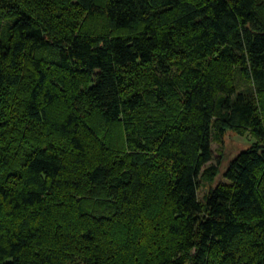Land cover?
<instances>
[{
	"label": "trees",
	"instance_id": "16d2710c",
	"mask_svg": "<svg viewBox=\"0 0 264 264\" xmlns=\"http://www.w3.org/2000/svg\"><path fill=\"white\" fill-rule=\"evenodd\" d=\"M0 264H264V0H0Z\"/></svg>",
	"mask_w": 264,
	"mask_h": 264
},
{
	"label": "rangeland",
	"instance_id": "374dc122",
	"mask_svg": "<svg viewBox=\"0 0 264 264\" xmlns=\"http://www.w3.org/2000/svg\"><path fill=\"white\" fill-rule=\"evenodd\" d=\"M250 144V139L245 136L238 135L233 131H227L221 141L213 139L211 148L213 152V160L208 162L207 165L217 164L219 166V174L212 182L200 180V188L198 191L199 198L212 186L217 183L227 182L223 176L229 161L242 149Z\"/></svg>",
	"mask_w": 264,
	"mask_h": 264
}]
</instances>
